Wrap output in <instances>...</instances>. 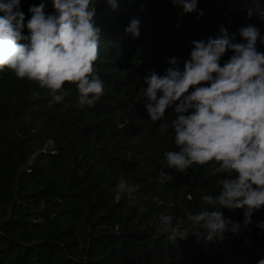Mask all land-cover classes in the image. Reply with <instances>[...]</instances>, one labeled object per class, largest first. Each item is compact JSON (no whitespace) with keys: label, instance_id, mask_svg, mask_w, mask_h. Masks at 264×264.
Masks as SVG:
<instances>
[{"label":"trees","instance_id":"16d2710c","mask_svg":"<svg viewBox=\"0 0 264 264\" xmlns=\"http://www.w3.org/2000/svg\"><path fill=\"white\" fill-rule=\"evenodd\" d=\"M40 2L21 0L26 20L29 5ZM253 3L198 0L204 10L198 19L171 0H118L115 9L95 0L102 32L94 71L104 93L92 106H76L71 82L63 85L71 94L50 103L35 81L0 72V264H256L264 257V230L256 227L264 208L240 234L226 233L222 241L189 232L173 242L157 230L162 212L190 228L183 210L198 211L205 206L201 195L215 194L219 185L206 175L211 162L187 175L164 168L163 153L176 148L175 114L166 109L153 122L143 103V77L149 70L163 74L173 66L171 57L182 67L193 40L215 38L221 25L237 33V42L238 29L249 24L264 36V18L247 15ZM135 16L142 24L133 39L124 29ZM256 46L264 51L259 38ZM162 168L173 176L166 184L158 181ZM121 178L135 186L131 198L116 190ZM223 212L243 219L242 209Z\"/></svg>","mask_w":264,"mask_h":264},{"label":"clouds","instance_id":"9594fccd","mask_svg":"<svg viewBox=\"0 0 264 264\" xmlns=\"http://www.w3.org/2000/svg\"><path fill=\"white\" fill-rule=\"evenodd\" d=\"M112 8L118 0H108ZM183 13L196 12L198 0H171ZM52 12H46L47 0L28 7L26 20L21 0H0V72L5 69L17 79L27 78L46 89L50 103L61 102L71 94L64 83L76 86L77 107L92 106L104 93V81L94 71L99 56L102 29L95 22V0H51ZM139 7L143 9L144 4ZM264 18V0H254L247 15ZM142 20L133 17L125 34L136 39ZM219 35L193 40L181 67L176 57L163 74L149 70L143 77L148 118L153 122L165 117L171 108L174 118L173 150L163 153L164 168L188 174L194 165H206L209 177H216L219 191L205 193L198 211H183L190 228L178 226L172 214H158V231L170 241L187 237L189 232L204 241H222L226 233L238 235L253 223V214L264 208V51L257 39L264 36L254 25L230 33L223 25ZM227 51L232 54L221 64ZM162 168L158 181L173 179ZM116 190L130 198L134 185L121 178ZM153 197V200H156ZM191 199V197H189ZM223 209L243 210V219L226 216ZM264 230V220L256 221ZM248 242V241H246ZM256 264H264V257Z\"/></svg>","mask_w":264,"mask_h":264}]
</instances>
